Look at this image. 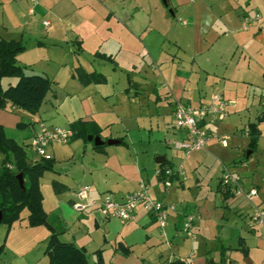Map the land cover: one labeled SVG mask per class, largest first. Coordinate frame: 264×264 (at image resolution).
I'll return each instance as SVG.
<instances>
[{"label":"crops","instance_id":"0c3cea01","mask_svg":"<svg viewBox=\"0 0 264 264\" xmlns=\"http://www.w3.org/2000/svg\"><path fill=\"white\" fill-rule=\"evenodd\" d=\"M166 3L167 7L161 0L27 2V15L35 14L41 31L30 28L25 40L22 29H0V37L24 44L17 64L25 67L26 75L47 77L51 89L36 114L7 104L0 110V125L23 148L40 124L68 128L76 120L94 123L104 142L123 141L122 150L105 144L95 151L81 139L47 148L55 176L50 187L45 185L46 195L40 179L43 210L49 217L56 215L60 240L82 248L89 264H95L96 251L103 264H264V215L261 223L251 220L257 208L264 213V120L258 124L253 152L246 133L247 125L264 114V0ZM256 15L259 19L241 29L245 17ZM43 22L49 23L46 28ZM78 69L99 74L104 81L83 84L76 76ZM115 75L117 79L109 80ZM16 81L4 78L1 85L7 88ZM215 93L229 102L227 116L222 121L208 117L203 127L227 136V141V130H240L242 137H232L234 142L226 141L225 146L211 140L203 150L184 156L173 148L186 137L173 124V104L195 108L208 104ZM146 108L152 109L150 119L162 124L168 158L155 151L151 157L141 144L130 151L134 144L128 124L142 130L150 126L140 122L147 116ZM250 110L252 116L244 122L240 116ZM157 157H164V162L156 163ZM61 167L68 168L62 172ZM179 167L182 174L176 173ZM165 169L173 174L158 173ZM224 169L236 177L240 192L226 194L220 185ZM54 181L61 185L58 193ZM141 184L148 186L152 199L173 206L164 227L142 207L126 223L105 219L94 208H73L80 202L75 193L83 185L92 188L89 203L103 193L118 199ZM188 216L194 217L190 237L182 231ZM25 217L22 213V220L9 229L0 227V264H6V251L23 264H48L44 248L49 231L44 226L28 228ZM118 245L128 253L116 251Z\"/></svg>","mask_w":264,"mask_h":264},{"label":"trees","instance_id":"16d2710c","mask_svg":"<svg viewBox=\"0 0 264 264\" xmlns=\"http://www.w3.org/2000/svg\"><path fill=\"white\" fill-rule=\"evenodd\" d=\"M24 50V44L20 41L4 40L0 37V110L7 104L13 108L29 114H36L40 109L46 94L51 89V81L42 75H26L25 67L17 64L16 57ZM76 76L83 84L91 82L102 83L103 77L99 74H86L76 70ZM4 78H16L14 85L3 88L1 81ZM264 78V74H263ZM264 120V114L259 115L254 123L247 125L246 133L249 138L248 148L253 152L256 149L260 135L258 124ZM68 129L72 132L70 141L81 139L87 142V136H99V128L92 122L76 120L69 124ZM121 144L123 141L120 139ZM28 146V145H27ZM105 147L95 146V151H101ZM0 226L9 229L14 223L22 220L21 215L26 211V226L35 228L44 226L49 231L45 242L44 255L48 264H89L85 251L75 247L72 243L62 242L59 236L62 228L56 217H49L42 207V193L40 190V178L45 172L53 170V160L41 159L31 162L24 148L8 138L0 125ZM163 172V170H161ZM21 174L24 190L19 187L16 176ZM220 185L224 187L221 183ZM55 193L61 189L57 182L52 183ZM226 189V194L230 189ZM240 251L247 256L246 247L242 239L239 240ZM4 250V244L0 245V254ZM122 254H127L128 249L118 245L115 249ZM95 264H103L101 252H95ZM172 264H181L173 262ZM223 264V263H220Z\"/></svg>","mask_w":264,"mask_h":264},{"label":"built area","instance_id":"2783aa9c","mask_svg":"<svg viewBox=\"0 0 264 264\" xmlns=\"http://www.w3.org/2000/svg\"><path fill=\"white\" fill-rule=\"evenodd\" d=\"M25 1L30 5H36L44 0ZM257 19H259L257 15L245 17L241 24V29L245 30L249 28ZM42 24L46 28L49 23L43 22ZM228 105L229 102L219 93L211 95L208 104L195 108L175 101L172 111L173 124L177 129L185 131L186 137L173 144L174 150L180 151L184 156H188L193 152L203 150L211 140H216L222 146H225L228 137L209 132L203 127V122L208 117L222 121L227 116ZM71 137L72 132L68 128L40 124L37 132L30 139L28 147L35 156L50 160L51 155L48 154L47 148L54 144H66L70 141ZM158 173H161V171ZM163 173L165 175L173 174L169 169L163 170ZM176 173L182 174V167H179ZM220 183L224 187L229 188L232 193L241 191L236 177L226 169L223 170L220 176ZM164 185L165 187H169L168 182H165ZM148 189L147 185L141 184L137 191L124 194L118 199L114 198L110 193H103L98 200L86 203L92 188L89 185H83L75 193L80 202L74 204L73 208L78 212L83 211L85 208H94L105 219L113 218L119 220L121 223H126L133 220L137 208L142 207L154 217L159 227H164L170 212L173 211V206L152 199L148 195ZM249 195L253 196L255 192L250 191ZM263 215V211L257 208L251 220L254 223H261ZM193 220L194 217L188 216L183 224L182 231L187 237L191 236Z\"/></svg>","mask_w":264,"mask_h":264},{"label":"rangeland","instance_id":"374dc122","mask_svg":"<svg viewBox=\"0 0 264 264\" xmlns=\"http://www.w3.org/2000/svg\"><path fill=\"white\" fill-rule=\"evenodd\" d=\"M29 7L30 6H28V4L25 0H0V29L2 31H9L10 33H13L14 31H21V29H22L24 31L25 40L26 39L28 40V38L30 37V34H31L30 28H31V30L41 31V29L39 27L40 20H38L36 18L35 14L30 15V16L27 15ZM114 79H117L116 75L113 76L112 78H110L109 80L113 81ZM253 109H254V107H253ZM249 112L250 113L245 112L244 117H242L243 115L240 116V118L242 120H244V122H246L248 120L246 117L252 116V115H250L252 113V111L250 110ZM145 114L147 116L146 117L142 116L143 118L140 122L142 124H147V126L149 124H151L148 127L145 126V130H142V128H138L135 123L128 124V126L130 128L129 129L130 130L129 136H130V138L134 144V145H129L130 151H132V148H135L136 145L138 146L139 144H141V145L145 146L146 149L151 153L150 154L151 157L153 155L152 151H155V152L165 154L166 158H168V153H169L168 148L164 145V142H163L164 132H162V129H163L162 124H159V126H157L156 121L151 120L154 118L150 119V115H152V109L146 108ZM250 120L253 121V119H250ZM222 124H224V123H222ZM150 128H152V129H150ZM233 132L228 131V130L226 131V134L231 137V139L229 141H227L229 143V145L232 142H234V140H232V137L235 139L242 137L240 135V130L236 131L235 129H233ZM221 133H223V132L221 131ZM127 140H128V138H127ZM141 140H143L142 143H140ZM127 142H129V140ZM89 143H91V142H89ZM91 144H93V143H91ZM112 148L117 149V150L125 149L124 145H122V144L112 146ZM24 150H25L26 154L28 155L27 156L28 159L32 160V162H37V161L41 160L40 157H37L34 154H32V151L30 150V148L28 146H25ZM79 164H80V161H79ZM53 166H54V164H53ZM69 166H72V163ZM68 167H61L62 172H64L63 170L64 169L66 170ZM73 174H75V173H73ZM51 176L54 177L55 174H53L52 172L49 171V172H46L43 175V177L40 178L41 183L43 184L42 188H43L45 195H46L45 185L50 187ZM25 215H26V211L23 212V216H25ZM51 216L56 217L55 214H52ZM2 226L3 225H1L0 227L2 228ZM6 253L8 255L6 264H9V262H11V261H12L11 262L12 264H23L24 260L21 259L20 257L11 256V253L8 251H6Z\"/></svg>","mask_w":264,"mask_h":264},{"label":"water","instance_id":"95a60500","mask_svg":"<svg viewBox=\"0 0 264 264\" xmlns=\"http://www.w3.org/2000/svg\"><path fill=\"white\" fill-rule=\"evenodd\" d=\"M161 1H162L163 5L165 7H167L166 0H161ZM87 141L93 143L94 146H102L103 144H106L108 146H111V145H117V144H119V141L118 140H107L106 142H104V141H102L100 139L99 136H92V135H88L87 136ZM249 154H250V151L247 152V155L246 156H249ZM155 162L156 163H159V164L160 163H163L164 162V157H157L155 159ZM16 179L18 181V184H19V187L21 188V190H24V186H23V181H22L21 174H18L16 176ZM0 221H1V212H0Z\"/></svg>","mask_w":264,"mask_h":264}]
</instances>
